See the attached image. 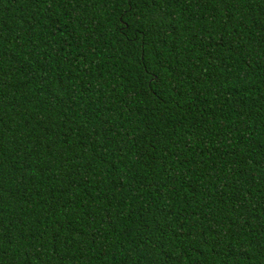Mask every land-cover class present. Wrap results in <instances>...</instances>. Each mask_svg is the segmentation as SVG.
Instances as JSON below:
<instances>
[{
  "label": "trees",
  "instance_id": "16d2710c",
  "mask_svg": "<svg viewBox=\"0 0 264 264\" xmlns=\"http://www.w3.org/2000/svg\"><path fill=\"white\" fill-rule=\"evenodd\" d=\"M0 264H264V0H0Z\"/></svg>",
  "mask_w": 264,
  "mask_h": 264
}]
</instances>
